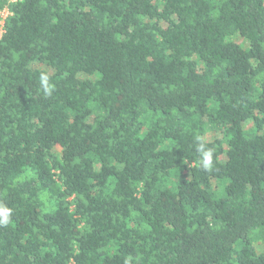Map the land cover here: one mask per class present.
<instances>
[{"label": "trees", "instance_id": "trees-1", "mask_svg": "<svg viewBox=\"0 0 264 264\" xmlns=\"http://www.w3.org/2000/svg\"><path fill=\"white\" fill-rule=\"evenodd\" d=\"M0 12V264H264V0Z\"/></svg>", "mask_w": 264, "mask_h": 264}, {"label": "clouds", "instance_id": "clouds-1", "mask_svg": "<svg viewBox=\"0 0 264 264\" xmlns=\"http://www.w3.org/2000/svg\"><path fill=\"white\" fill-rule=\"evenodd\" d=\"M41 87L45 95L51 94V85L49 77L42 74L40 77ZM197 151L200 153L201 165L204 169H211L213 166V150L208 148L203 142L197 146ZM11 210L6 207H0V225H7L10 220Z\"/></svg>", "mask_w": 264, "mask_h": 264}, {"label": "built area", "instance_id": "built-area-1", "mask_svg": "<svg viewBox=\"0 0 264 264\" xmlns=\"http://www.w3.org/2000/svg\"><path fill=\"white\" fill-rule=\"evenodd\" d=\"M12 1H14V0H12ZM1 13H6V12H0V17H1V18H0V28H1V25H2V17H3V16L1 15ZM1 32H2V29H1ZM0 34H1V33H0Z\"/></svg>", "mask_w": 264, "mask_h": 264}, {"label": "rangeland", "instance_id": "rangeland-1", "mask_svg": "<svg viewBox=\"0 0 264 264\" xmlns=\"http://www.w3.org/2000/svg\"><path fill=\"white\" fill-rule=\"evenodd\" d=\"M1 15L2 16H5L6 15V13H1ZM0 33H1V28H0ZM210 137V133H209V136H208V138Z\"/></svg>", "mask_w": 264, "mask_h": 264}]
</instances>
